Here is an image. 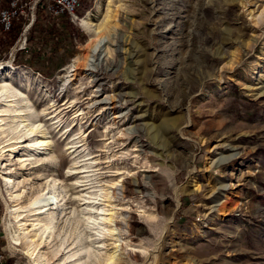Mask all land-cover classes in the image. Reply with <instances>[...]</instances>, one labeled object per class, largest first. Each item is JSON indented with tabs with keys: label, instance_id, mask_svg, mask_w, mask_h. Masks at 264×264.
Returning <instances> with one entry per match:
<instances>
[{
	"label": "rangeland",
	"instance_id": "rangeland-1",
	"mask_svg": "<svg viewBox=\"0 0 264 264\" xmlns=\"http://www.w3.org/2000/svg\"><path fill=\"white\" fill-rule=\"evenodd\" d=\"M18 2L0 26V264H264V0H82L61 17ZM87 16L121 64L97 82ZM42 194L55 209L34 207ZM126 214L130 235L92 239L94 218Z\"/></svg>",
	"mask_w": 264,
	"mask_h": 264
},
{
	"label": "bare ground",
	"instance_id": "bare-ground-1",
	"mask_svg": "<svg viewBox=\"0 0 264 264\" xmlns=\"http://www.w3.org/2000/svg\"><path fill=\"white\" fill-rule=\"evenodd\" d=\"M89 20L90 19L87 16L82 20V23H81L82 26L89 32V34H91L90 39L86 45V49H87L86 69L91 70V72L94 74V76H96L93 81L97 82L98 81V73L97 72H99L100 70H105V71L112 70L114 72H117V71H119L121 64L118 61L109 60V58H107L106 55L103 56V53L105 50L103 48L108 43V41L106 40V37H105L104 29L94 26V24L91 23ZM114 43L117 46V48L119 49L120 39L116 38ZM0 67H1V65H0ZM70 67H73V69L69 70ZM70 67L67 70H64L65 71L64 75L61 76L62 78L60 77L63 81L64 86L68 82H70V83L73 82V80L76 79L77 75H80V73L78 72V70L81 68L80 64H77V63L72 64ZM5 90L6 91H3V92H5V94L6 93L8 94L6 96V99H7L10 96L9 94H11V93L8 92L9 89H5ZM96 93H97L96 97L98 96V98L95 99V104L96 103H103L105 108H106V112L111 115V117L113 118L114 121H116L118 118L122 117V115H120V113H118V111H119L118 103L120 100H118L116 96H108V97L102 99L101 95H100L101 93L99 91H97ZM99 97L101 99H99ZM16 115L17 116L22 115V112H18V114H16ZM33 127L29 131L28 130L25 131L28 136H30L34 132ZM125 132L126 133H135V132H137V130H136V127L133 126V127H129ZM29 145H30L31 149L35 148L33 143H30ZM221 157L222 158L219 157V159L216 158L217 160L215 159V166L216 167L222 166V164L224 162H226L227 160L229 161V159L232 156H228V157L221 156ZM146 178L149 180L148 181L138 180V182H139L138 187L141 188L143 192H144V190H146V192H144L145 196L148 195V183H151V184L153 183V176L150 175V176H147ZM113 188L114 189H113V192L111 195L112 197L121 196L122 198L125 199L127 197H130L134 193V190L132 188V184L129 180H126L122 184L114 183ZM217 201H218V199H217V197H215L213 199V203H215ZM54 204H55V197L54 196H51V195L44 196L43 194L38 196L33 202L34 207L38 208V207L42 206V211H49V210L55 209ZM215 206H213V207H215ZM39 211H41V210H39ZM132 218H133V216L131 214H126L124 217V220L116 221V223L114 222V225H111L110 223L113 222V219H114L112 216L106 217V216L102 215L101 217L94 218V219H93V217H89V221L91 219H93V221L92 220L91 221L97 225V229L94 232V234L92 235V236H94V238H92V239H94V241H95V239L97 240L101 237H106V235H107V237L110 235H114L115 231H116V233H118L119 240L121 238H123V235H130L131 234V228H132V224H131ZM106 220H107V225L105 222ZM50 223H53V222H50ZM49 226H50V224L47 225L45 228L47 229V228H49ZM111 226H113V227H111ZM10 232L12 234V238L14 240L18 241L20 234H18L16 231L12 232L10 230ZM91 241H93V240H91ZM97 242H99V241H97ZM69 245H71V244L69 243L68 246ZM120 245H123V242ZM45 246H46V244H44L42 247H45ZM89 246L94 247L92 244H88V245L84 246L83 249L80 251L81 254L79 255L78 258L81 259L83 254H85L84 253L85 250H87L88 254L90 253V251L92 249L91 248L88 249ZM36 248H37V246H36ZM35 250L36 249H34V251ZM33 254H34V252H31V255H33ZM128 254L131 255L132 253L128 252ZM114 258H115L114 255L109 257L107 259L106 264H114L116 262ZM79 264H82V263H79Z\"/></svg>",
	"mask_w": 264,
	"mask_h": 264
},
{
	"label": "built area",
	"instance_id": "built-area-1",
	"mask_svg": "<svg viewBox=\"0 0 264 264\" xmlns=\"http://www.w3.org/2000/svg\"><path fill=\"white\" fill-rule=\"evenodd\" d=\"M80 0H46L47 8L49 12L55 17H61L64 14L75 15ZM40 0H34L35 4H39ZM18 0H13L10 7L1 11V23L3 24L4 30H10L15 20L18 18V11L21 5Z\"/></svg>",
	"mask_w": 264,
	"mask_h": 264
},
{
	"label": "trees",
	"instance_id": "trees-1",
	"mask_svg": "<svg viewBox=\"0 0 264 264\" xmlns=\"http://www.w3.org/2000/svg\"><path fill=\"white\" fill-rule=\"evenodd\" d=\"M81 3H82V0L79 1V5H78V7L81 5ZM8 6H10V3H9V2H8ZM78 7H77V10H78ZM0 26H1V29H2L3 31H5V30H4V27H3V24L1 23V21H0Z\"/></svg>",
	"mask_w": 264,
	"mask_h": 264
}]
</instances>
